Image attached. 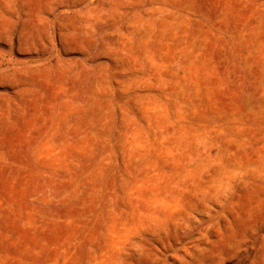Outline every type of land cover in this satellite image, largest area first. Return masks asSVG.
<instances>
[{"label":"rangeland","instance_id":"rangeland-1","mask_svg":"<svg viewBox=\"0 0 264 264\" xmlns=\"http://www.w3.org/2000/svg\"><path fill=\"white\" fill-rule=\"evenodd\" d=\"M229 1L0 0V264H264V0Z\"/></svg>","mask_w":264,"mask_h":264},{"label":"bare ground","instance_id":"bare-ground-1","mask_svg":"<svg viewBox=\"0 0 264 264\" xmlns=\"http://www.w3.org/2000/svg\"><path fill=\"white\" fill-rule=\"evenodd\" d=\"M237 4H238V0H230L229 1V5L232 7V8H236V6H237ZM228 7V6H227ZM228 9H229V7H228ZM233 10V9H232ZM236 17V16H235ZM236 19V18H235ZM251 47H253V46H251ZM257 47V46H256ZM254 49V48H253ZM255 50H258V49H255ZM254 51V50H253ZM259 53V52H258ZM260 55V54H259ZM255 57V56H254ZM262 61V60H261ZM252 62H253V59H252ZM260 62V61H259ZM261 63V62H260ZM258 65H259V63H257ZM257 64H255V65H257ZM264 64V63H263ZM253 67H256L255 65H253V64H251ZM262 65V64H261ZM255 70V69H254ZM257 71H259V70H257ZM256 71V72H257ZM264 72V71H263ZM255 73V72H254ZM258 75V74H257ZM259 77V76H258ZM260 78V77H259ZM259 78H257V80H259ZM255 80H256V78H255ZM260 81V80H259ZM263 84H264V82H263ZM264 86V85H263ZM256 89H257V87H256ZM255 89V90H256ZM263 94V93H262ZM261 95V94H260ZM259 95V96H260ZM250 144V143H249ZM202 169V168H201Z\"/></svg>","mask_w":264,"mask_h":264}]
</instances>
